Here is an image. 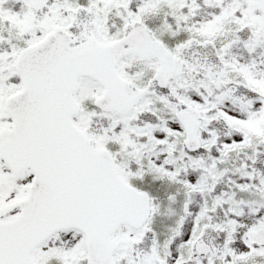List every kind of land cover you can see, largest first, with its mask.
Instances as JSON below:
<instances>
[{
    "label": "snow or ice",
    "instance_id": "obj_1",
    "mask_svg": "<svg viewBox=\"0 0 264 264\" xmlns=\"http://www.w3.org/2000/svg\"><path fill=\"white\" fill-rule=\"evenodd\" d=\"M0 264H264V0H0Z\"/></svg>",
    "mask_w": 264,
    "mask_h": 264
}]
</instances>
